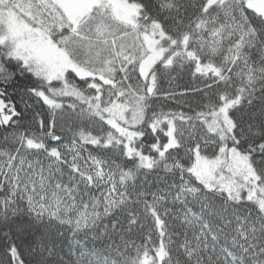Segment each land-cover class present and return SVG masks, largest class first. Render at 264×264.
Returning <instances> with one entry per match:
<instances>
[{
    "label": "snow or ice",
    "instance_id": "snow-or-ice-1",
    "mask_svg": "<svg viewBox=\"0 0 264 264\" xmlns=\"http://www.w3.org/2000/svg\"><path fill=\"white\" fill-rule=\"evenodd\" d=\"M0 264H264V0H0Z\"/></svg>",
    "mask_w": 264,
    "mask_h": 264
},
{
    "label": "trees",
    "instance_id": "trees-1",
    "mask_svg": "<svg viewBox=\"0 0 264 264\" xmlns=\"http://www.w3.org/2000/svg\"><path fill=\"white\" fill-rule=\"evenodd\" d=\"M178 83H179L181 86H183L184 83H185V81H178Z\"/></svg>",
    "mask_w": 264,
    "mask_h": 264
}]
</instances>
